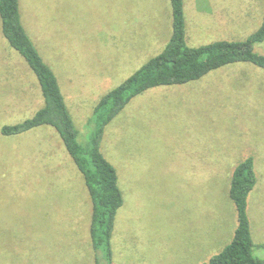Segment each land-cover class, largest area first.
<instances>
[{
    "label": "rangeland",
    "instance_id": "1",
    "mask_svg": "<svg viewBox=\"0 0 264 264\" xmlns=\"http://www.w3.org/2000/svg\"><path fill=\"white\" fill-rule=\"evenodd\" d=\"M263 0H185L187 42L245 40L261 25ZM24 27L57 76L88 144L93 110L172 35L170 0H20ZM255 52L264 55V43ZM233 64L185 85L133 98L104 131L124 202L105 247L94 249L92 200L59 133L42 126L4 136V126L43 107L40 83L7 42L0 19V264H204L238 225L234 169L254 158L247 212L264 259V83ZM255 74L249 73V79ZM260 83L258 80H252Z\"/></svg>",
    "mask_w": 264,
    "mask_h": 264
},
{
    "label": "trees",
    "instance_id": "2",
    "mask_svg": "<svg viewBox=\"0 0 264 264\" xmlns=\"http://www.w3.org/2000/svg\"><path fill=\"white\" fill-rule=\"evenodd\" d=\"M172 35L165 48L147 61L118 87L106 93L93 110L95 130L88 144L78 141L79 132L54 71L45 63L28 35L21 16L20 0H0L2 32L35 73L42 91L43 107L24 122L4 126V136H18L42 126L54 128L82 174L92 200L91 238L95 250L105 247L111 257L115 218L124 198L116 168L105 158L100 143L105 128L130 101L150 89L185 85L233 64L264 69V55L255 52L264 43V12L259 28L245 40H218L198 47L188 45L185 0H170ZM264 5V0H263ZM264 8V6H263ZM257 184L254 160L248 157L233 171L230 196L238 225L232 242L204 264H264L253 254L255 244L247 212L248 197ZM264 248V243L260 245Z\"/></svg>",
    "mask_w": 264,
    "mask_h": 264
},
{
    "label": "crops",
    "instance_id": "3",
    "mask_svg": "<svg viewBox=\"0 0 264 264\" xmlns=\"http://www.w3.org/2000/svg\"><path fill=\"white\" fill-rule=\"evenodd\" d=\"M239 66H244V67H241L240 70L247 75V80H251L250 85H258V84L264 83V69L253 66V65L252 66H250V65H248V66L239 65ZM249 73L255 74L254 78L249 79ZM252 80H258L260 83L254 82ZM253 160H254V158H253Z\"/></svg>",
    "mask_w": 264,
    "mask_h": 264
}]
</instances>
